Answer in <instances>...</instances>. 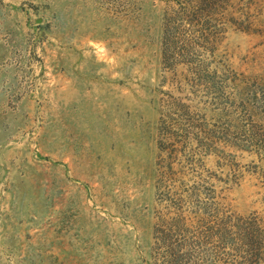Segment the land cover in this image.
Listing matches in <instances>:
<instances>
[{"label":"rangeland","instance_id":"rangeland-1","mask_svg":"<svg viewBox=\"0 0 264 264\" xmlns=\"http://www.w3.org/2000/svg\"><path fill=\"white\" fill-rule=\"evenodd\" d=\"M0 264H264V0H0Z\"/></svg>","mask_w":264,"mask_h":264}]
</instances>
